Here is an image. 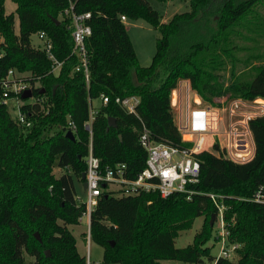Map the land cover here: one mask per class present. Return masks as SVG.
Segmentation results:
<instances>
[{"label":"trees","instance_id":"obj_1","mask_svg":"<svg viewBox=\"0 0 264 264\" xmlns=\"http://www.w3.org/2000/svg\"><path fill=\"white\" fill-rule=\"evenodd\" d=\"M14 1L16 13H7L5 0H0V76L10 68L30 70L33 94L45 100L21 106L32 122L28 127L0 102V264H87L69 225L79 224L86 211L85 203L76 197L75 178L83 181L87 169L90 132L85 122L93 101L101 95L109 98L97 108L93 121L94 153L103 165L125 162L126 175L135 178L147 157L139 142L143 125L157 141L182 143L171 106V92L181 79L189 80L207 101L225 93L264 98V61L255 66L249 81L219 86L217 80V70L233 55L230 41L240 33L238 26H245L249 17L251 31H258L256 22L264 25L256 11L264 0H186L189 10L168 21L148 0ZM70 1L75 2L76 12H91L88 81L72 53L70 18L62 17L60 23L53 19ZM121 15L144 18L160 30L149 65L139 63ZM40 30L52 39L54 54L63 60L58 74L52 72L46 50L31 42V35ZM35 82L40 86L35 87ZM128 95L140 97L137 114L128 113L115 100ZM109 116L115 117L117 126L109 124ZM250 126L255 141L250 160L229 159L218 142L214 148L219 153H197L201 172L198 181L190 184L195 191L191 198L182 192L162 197L157 191L119 197L104 190L90 216L91 239L103 246V263L179 260L197 264L204 256L215 261L206 243L218 207L208 193H220L226 195L229 239L242 243V248L236 260L221 257L214 264H264V204L238 198L250 197L264 181V116L252 119ZM68 130L75 139L67 136ZM54 166L63 172L56 175ZM201 215L204 223L192 243L177 247L180 231L189 229Z\"/></svg>","mask_w":264,"mask_h":264},{"label":"built area","instance_id":"obj_2","mask_svg":"<svg viewBox=\"0 0 264 264\" xmlns=\"http://www.w3.org/2000/svg\"><path fill=\"white\" fill-rule=\"evenodd\" d=\"M74 7L75 2L70 1L69 6L63 10L61 15L64 18H70L69 28L74 41L72 53L78 56L80 63L77 69L83 68L88 81L89 66L86 41L92 33L89 23L91 12H76ZM121 19L126 22V15H121ZM36 34L41 40L38 48L46 50L52 61V72L58 74L63 60L58 59L54 54L52 39L44 30L37 31ZM34 86L38 87L40 84L35 82ZM0 88L2 89L0 102L5 104H7V99L12 97L11 95L18 96L28 88L33 90L31 78L28 79L25 73H21L16 68H10L6 76H0ZM31 97L34 99L32 103H41L45 100L44 96L33 94ZM108 100V96L101 95V103L106 104ZM115 100L128 113L137 114V106L140 102L138 95L117 96ZM216 102L219 103L204 104L201 95L191 87L189 80L181 79L171 92V106L175 113V124L181 133L182 143L173 145L157 141L153 138L151 131L143 125L139 134V142L146 150L147 157L144 168L135 178L126 175L128 166L125 162L103 165L101 158L94 153L93 121L98 110L94 104L91 106L89 119L85 122V127L90 132L89 151L85 157L87 164L84 179L87 184L86 198L82 199L76 195L77 199L86 205L83 216H88L86 235L88 240L91 239V212L97 206L104 190L119 197L157 191L162 197L182 192L191 198L195 191L190 187V184L198 181L201 172L198 152L210 150L219 153L214 148V144L218 142L226 156L235 162L243 163L253 158L255 141L250 121L264 116V98L246 99L219 96L216 98ZM217 110L225 113L223 119ZM15 119L27 127L32 125L31 120L27 119V114L21 110V107ZM219 120L224 121L221 127L217 124ZM69 125L75 131V125L72 122ZM211 136H213L212 139ZM208 195L218 207L215 225L221 230L217 236L221 246L213 263L221 257L234 260L239 255L238 250L242 248V243L229 239L230 231L224 219V210L226 209L224 198L226 195L220 193H208ZM227 197L229 196L227 195ZM238 198L264 204V181L250 197Z\"/></svg>","mask_w":264,"mask_h":264},{"label":"rangeland","instance_id":"obj_3","mask_svg":"<svg viewBox=\"0 0 264 264\" xmlns=\"http://www.w3.org/2000/svg\"><path fill=\"white\" fill-rule=\"evenodd\" d=\"M151 5L159 11L161 19L170 18L179 12H184L189 10L190 5L186 0H148ZM6 12L16 13V2L14 0H5ZM256 11L260 15L264 24V2L260 3L256 7ZM59 20L62 19V15L58 17ZM251 19H247L245 26L240 25L238 29L240 33L230 41V47H233L232 56H227L225 58V65L217 70V80L218 85L228 86L233 81H249L253 78L256 73L255 66L260 62L264 61V25L256 22L258 24L257 32L251 31ZM126 26L128 33L130 35L131 41L133 43L137 59L139 63L143 66H147L151 63L152 58L156 52L157 39L161 36L160 30L150 24L144 18L130 19L127 18ZM15 30H19V20L16 16ZM250 33V34H249ZM2 36L0 35V42L2 41ZM31 42L35 47H38L41 43L40 38L36 33L31 35ZM233 45V46H232ZM235 45V46H234ZM1 52V50H0ZM20 71V70H18ZM25 73L28 79L33 77L30 70L20 71ZM38 83V82H37ZM219 96L231 97L229 93H225ZM219 96H214L212 101H207L202 98L204 104L210 103L215 105L216 98ZM34 99L32 97L22 98L19 96H12L7 99L8 108L10 114L15 118L19 112V108L25 103H32ZM93 104L96 108L100 107V99H95ZM214 111L216 109H213ZM218 111V110H217ZM222 119L224 118V112L218 111ZM217 114V113H216ZM175 117V113H173ZM222 120L218 121V126H222ZM223 137V136H221ZM213 136H211V139ZM54 172L56 175H60L63 171L61 168L54 166ZM83 182L75 178V186L77 190V195L82 199L86 198V190L83 186ZM204 223V215L198 216L194 219L192 226L189 229L180 231L179 236L175 240L177 247H184L192 243L195 234L202 228ZM87 227H88V216H83L79 224L69 225L73 234L76 237L78 248L80 252L86 256L87 264H120V263H103V246L95 242L93 239L87 238ZM220 227L213 225L212 234L206 245L210 248V254L216 257L219 254L221 242L217 240V236L220 232ZM238 257L234 258L236 260ZM32 259L29 257V260ZM214 259L211 260L207 256L203 257V261L197 264H214ZM165 264H194L190 262H184L179 260H165Z\"/></svg>","mask_w":264,"mask_h":264},{"label":"water","instance_id":"obj_4","mask_svg":"<svg viewBox=\"0 0 264 264\" xmlns=\"http://www.w3.org/2000/svg\"><path fill=\"white\" fill-rule=\"evenodd\" d=\"M53 19H54L57 23H60V22H61V20H59L58 18H53ZM43 91H44V89H41V92H43ZM32 95H33V90H32L31 88H28V89H26V90L22 93L21 96H22V98L26 99V98L31 97ZM108 120H109V124H110V125H112V126H117V122H116L115 117L109 116V117H108ZM66 134H67V136H69L70 138L75 139V135H74V132H73L72 130H68ZM85 176H86V173L84 172L83 175H82V179H83V181H84V179H85ZM83 186H84V188H86V186H87L86 181L83 182ZM215 219H216V214L214 213V214L212 215V218H211V221H210V224H211V225L214 224ZM35 234H36V237H37L38 239H41V237H40V235H39L38 232H36ZM46 255H47V256L50 255V250H49V249L46 250Z\"/></svg>","mask_w":264,"mask_h":264},{"label":"crops","instance_id":"obj_5","mask_svg":"<svg viewBox=\"0 0 264 264\" xmlns=\"http://www.w3.org/2000/svg\"><path fill=\"white\" fill-rule=\"evenodd\" d=\"M170 18H164V19H162L163 21H168ZM127 21V20H126ZM126 23V22H125ZM77 247H78V244H77ZM78 250H79V248H78ZM79 252H80V250H79ZM81 253V252H80ZM82 254V253H81Z\"/></svg>","mask_w":264,"mask_h":264}]
</instances>
